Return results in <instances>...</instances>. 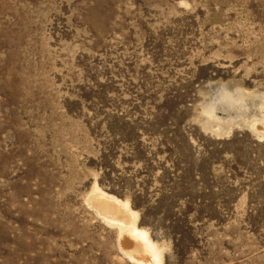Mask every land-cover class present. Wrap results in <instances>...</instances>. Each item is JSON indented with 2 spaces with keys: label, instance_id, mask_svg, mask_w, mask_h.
<instances>
[{
  "label": "rangeland",
  "instance_id": "374dc122",
  "mask_svg": "<svg viewBox=\"0 0 264 264\" xmlns=\"http://www.w3.org/2000/svg\"><path fill=\"white\" fill-rule=\"evenodd\" d=\"M209 106L264 116V0H0V264H131L94 185L163 264H264V138Z\"/></svg>",
  "mask_w": 264,
  "mask_h": 264
},
{
  "label": "bare ground",
  "instance_id": "6f19581e",
  "mask_svg": "<svg viewBox=\"0 0 264 264\" xmlns=\"http://www.w3.org/2000/svg\"><path fill=\"white\" fill-rule=\"evenodd\" d=\"M241 101L242 99L240 98L234 100L229 96H225L222 102L228 109L231 106L233 107L234 104L240 106L239 102ZM240 107L244 109L242 105ZM214 110H216L215 107L209 106L208 108H203L201 112L206 115L207 120L214 123L218 131L227 132L232 125L241 126L245 130L255 132L259 138H264L263 115H246L240 109L236 116L227 115L226 118H221L215 115ZM88 201L92 209L96 210L95 212H97L98 218L102 222L117 228L119 231L120 249L131 264H163L160 247L150 240L147 231L137 227L138 212L130 208L128 200H120L103 192L94 185V188H91Z\"/></svg>",
  "mask_w": 264,
  "mask_h": 264
},
{
  "label": "trees",
  "instance_id": "16d2710c",
  "mask_svg": "<svg viewBox=\"0 0 264 264\" xmlns=\"http://www.w3.org/2000/svg\"><path fill=\"white\" fill-rule=\"evenodd\" d=\"M131 207L134 208V209H138L139 208V206L137 204H133L132 202H131ZM140 214H141V220L144 219V216L147 215L146 214V210L140 212Z\"/></svg>",
  "mask_w": 264,
  "mask_h": 264
}]
</instances>
